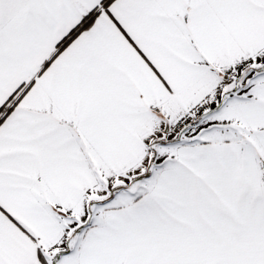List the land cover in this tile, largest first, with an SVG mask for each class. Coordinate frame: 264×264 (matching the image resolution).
Instances as JSON below:
<instances>
[{"label":"snow or ice","instance_id":"1","mask_svg":"<svg viewBox=\"0 0 264 264\" xmlns=\"http://www.w3.org/2000/svg\"><path fill=\"white\" fill-rule=\"evenodd\" d=\"M0 264H264V0H0Z\"/></svg>","mask_w":264,"mask_h":264}]
</instances>
